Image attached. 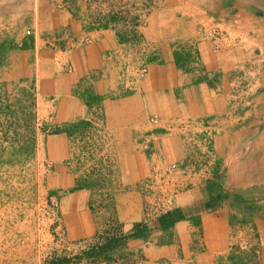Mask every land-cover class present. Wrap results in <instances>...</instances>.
Returning <instances> with one entry per match:
<instances>
[{"label":"crops","instance_id":"0c3cea01","mask_svg":"<svg viewBox=\"0 0 264 264\" xmlns=\"http://www.w3.org/2000/svg\"><path fill=\"white\" fill-rule=\"evenodd\" d=\"M232 4L235 9L231 11L226 0H162L142 24L135 26L141 37L138 44L121 41L113 27L95 25L59 0H37L28 6L29 16L23 21L32 31V44L10 53L1 80L34 86L41 137L37 152L43 150L44 159H38L43 173L29 193H37L31 195L32 201L36 196L37 207L43 199L48 203L51 198L58 200L59 224L65 228V235L56 254L84 247L100 229L91 207L98 190L83 184L71 170V135L52 132L93 115L87 103L89 92L102 98L93 106L100 108L109 126V157L115 158L113 168L120 174L119 189L109 188V201L113 217L125 232L136 223L150 221L148 205L154 208L157 195L165 199L168 210L197 207L211 176L213 160L209 165L208 157L223 158L229 176L226 182L225 174V185L232 183L236 192L264 187V167L255 156L256 142L250 139L257 132L258 100L250 98V107L244 112L241 96L235 92L240 74L247 72L246 61L253 50H258V46L249 45L251 41L240 43L237 37L248 38L257 30L254 36H264V23L250 14L249 1L234 0ZM216 27L228 35L218 50L212 34ZM188 53L190 63H186ZM144 65L148 73L142 77L138 71ZM153 116L159 118L157 124L150 121ZM247 116L249 122L243 120ZM193 147H199L194 163L190 161ZM37 211L31 207L28 224L8 221L15 225L13 233L6 236L11 240L8 243H18L17 236H24L19 242L24 249L19 253L0 251V264L9 263L12 256L17 258L9 264H18V258L28 264L45 261L50 251L45 252L43 245L39 248L38 237L39 232L45 241L50 237L51 220L38 221L39 215L30 218ZM216 213L200 211L207 245L202 256L207 260L228 250L234 228L230 207ZM18 214L6 206L4 212L0 210V220L7 224L8 216ZM192 221L191 215L187 216L170 227L171 231L158 228L148 240L131 239L128 243L149 244L151 260L170 259L177 247L171 242L159 243L157 236L174 232L175 241L188 239ZM254 224L264 239V225Z\"/></svg>","mask_w":264,"mask_h":264},{"label":"rangeland","instance_id":"374dc122","mask_svg":"<svg viewBox=\"0 0 264 264\" xmlns=\"http://www.w3.org/2000/svg\"><path fill=\"white\" fill-rule=\"evenodd\" d=\"M35 1L37 0H0V210L4 212L6 206H12L14 211L17 210L20 213L14 217L9 218L8 216L6 220L7 224H4L5 222L0 220V251L19 253L18 250L24 249V245L19 244V242L24 241V236L22 238L17 236L18 243L17 241L13 242V245L8 243L11 240L6 239V236H10V233H13L15 228V225L8 223V221L14 219L15 223L17 221H25L28 224L29 212L31 207H33V210H38V214H31L30 218L36 216L37 219V215H39L38 221L42 222V219H48V217L51 220L49 224L50 237L46 241L44 238L42 239L43 235L39 232V248L43 245L45 252L48 249L50 251L42 264H50L52 259L61 256L70 260L68 264H75L76 259L73 258L74 256H84L85 253H90L93 247L97 246L96 248H98L102 244H107L108 240H116L117 242L113 243L110 249L108 248L104 252L96 254L94 258L85 257L78 262L81 264H91V260L98 258L99 262H104L105 264H264V239L262 238L261 240L260 232L254 224L257 221V224L264 225V187H247V189L236 192L232 183L225 185L226 168H224L225 164H222L223 158L221 159L220 156L211 159L208 157L209 165H211L212 160L213 163L211 165V176L207 191L205 190L206 194L200 199L202 202L192 210L183 209L185 214L191 215V218H193V230L190 231L189 238L183 241H175L174 232L160 233L157 236L159 243L171 242L177 247L174 254L170 253V259L151 260L149 256V244L145 242L135 245L128 243L131 239L148 240L151 234L160 228L157 221L158 217L170 207L166 204L165 199L157 195V199L155 200L157 204L154 208L148 205L150 209V221L141 222L146 223L148 226L146 236L124 238L133 229L125 232L123 226L113 217L115 215L113 213V204L109 201V188L114 191L119 189V182L117 180L120 174L118 168H113L116 164L113 161L115 158L112 160L109 157V126L107 127L100 108H94L93 105L97 104V102L91 105L93 115L90 118H84L75 123L73 133H70L73 152L70 166L73 173L79 176L83 184L89 185L95 191L98 190L92 198L93 203H91V207L99 221L100 229L97 231L96 236L92 238L91 243L84 244V247L70 250L65 249V252L62 251L63 253L58 252L56 254L59 244L64 238V236L58 237L56 235L60 211H58L59 205L55 206L54 202H58V200L51 198L48 203L47 200L43 199V203L39 202L37 207L36 196L33 201L31 197L33 193H37L35 191L29 193V191L36 188L34 182L38 178V175L43 173L38 159L41 162L44 159L43 150L37 152V143L41 137L37 130L38 120L36 110L39 102L35 96L34 86L32 83L27 85L22 81L9 83L1 80L5 72L3 67L8 64L10 53L16 47H20L21 45L25 47L32 44V31L31 33L27 32L30 28L27 27V24L23 20L26 16H29L26 13L30 10L28 6ZM161 1L59 0V2L66 4L74 14L84 16L95 25L100 24L113 27L117 31V34H121L123 37L127 36L128 40H134L132 41L133 44L141 42V37L137 35L135 26L142 24L146 18L145 16L151 13L155 7H159L161 4H158ZM226 1L228 3L227 9H231L232 11L234 0ZM246 1H249L250 4L247 7L252 11L250 14L264 23V0ZM215 29L220 30L218 27ZM257 32L258 30L250 33L248 38H245V36L237 37L238 41H241L240 43L246 40L248 42L251 41L249 45L251 47L258 46V50H253L250 56L251 59L246 61L247 63H245L244 68L247 69V72L245 73L243 70L240 74V83L236 85L235 92L241 96L243 103L241 107L244 112L246 107H250L248 103L249 99L257 97V110H259L256 121L257 132L250 139H254L256 142L255 156L261 160L259 165L264 167V36H254L258 35ZM224 33V43L222 45L228 39L227 33ZM253 40H258L260 45L258 41L255 43ZM178 44L187 46L190 43L180 42ZM190 59L191 53H188L186 63L187 61L190 63ZM95 97L100 98L101 96L93 95L89 100L92 98L96 100L97 98ZM251 103L253 104V102ZM244 119L249 122L248 116ZM198 149L199 147L192 148V157L190 158L192 160L190 161H193V163L199 153ZM28 153L31 157H28ZM243 167L247 169V165H243ZM228 181L229 176L227 173L226 182ZM227 186H232L233 189ZM152 193L154 194L155 192L152 191ZM161 199L164 200H162L164 202L162 206ZM150 204L154 205L153 203ZM205 205H208V208ZM225 206L231 209V225L234 227L231 232V243L227 251L217 254L211 260H207L202 256L205 254L207 247L204 231L201 227V222L197 223L196 221H201L199 217L202 209H208L213 212L217 211L216 214H218ZM24 210L28 211V213ZM27 215L28 217L26 218ZM169 229V231L172 230L171 228ZM18 232L22 233L20 229ZM12 239L14 240L13 237ZM150 241L152 240L150 239ZM6 243L8 245H5ZM33 247L31 246L30 248ZM28 248L29 246H26V249ZM41 255L43 254L41 253ZM15 258L17 257L12 256L11 261ZM17 260L18 264H28L24 259L18 258ZM9 263L5 262V264Z\"/></svg>","mask_w":264,"mask_h":264},{"label":"trees","instance_id":"16d2710c","mask_svg":"<svg viewBox=\"0 0 264 264\" xmlns=\"http://www.w3.org/2000/svg\"><path fill=\"white\" fill-rule=\"evenodd\" d=\"M119 39L121 41H125V40H128L127 36L126 37H123V35L121 34H117ZM131 40V39H129ZM131 41H134V40H131ZM23 46V45H22ZM29 46V45H27ZM24 47V46H23ZM18 47H16L17 49ZM15 49V48H14ZM90 93V95L88 96V94ZM87 94V103L89 106L93 105V103H96L97 101H99V99H102V98H97L96 100H93L94 98H92L91 100H89L90 97H93V93L89 92ZM74 125H71L69 128H64V129H60V128H55L52 130V132H59V131H67L69 134L70 133H73V128H74ZM82 184V183H81ZM83 185V184H82ZM206 208H208V205L206 206ZM187 214H185V212L183 211L182 208H173L171 210H168L166 211L165 213L161 214L157 221L159 223V227L162 228V229H169L170 227H172L177 221L181 220V219H185L187 218ZM197 223L201 222V221H196ZM147 229H148V226L146 223H136L133 227V230L131 231V233L129 235H126L124 238L125 239H128V238H138V237H142V236H146V233H147ZM117 242L116 240H108V243L107 244H102L101 246H99L98 248H96L97 246L93 247L91 249V252L90 253H85L84 256H74L73 258L76 259L75 261V264H81L79 263L78 261L79 260H82L83 258L85 257H93L98 254V253H102L104 252L105 250H107L108 248L110 249V246ZM87 252V251H85ZM93 254V255H92ZM68 258L64 257V256H61V257H56L54 259L51 260L50 264H68V262H70V260H67ZM72 260V259H71ZM95 262H99V259L98 258H95L94 260H91V263H95ZM88 264V263H87Z\"/></svg>","mask_w":264,"mask_h":264},{"label":"built area","instance_id":"2783aa9c","mask_svg":"<svg viewBox=\"0 0 264 264\" xmlns=\"http://www.w3.org/2000/svg\"><path fill=\"white\" fill-rule=\"evenodd\" d=\"M27 32L31 33L30 29ZM212 34H213V37L215 38V48L217 50L221 49L222 44L224 42L223 33L220 30L215 29L213 30ZM147 73H148V69L146 66L141 67L140 70L138 71V74L141 76H145ZM151 121L157 124L159 122V118L157 116H153L151 118ZM54 205L58 206V202H54ZM56 235L58 237H63L65 235V228L61 226L60 224H58V227L56 228Z\"/></svg>","mask_w":264,"mask_h":264}]
</instances>
